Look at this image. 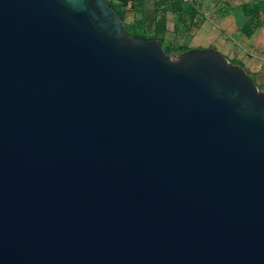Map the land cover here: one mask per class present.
Returning a JSON list of instances; mask_svg holds the SVG:
<instances>
[{
    "label": "water",
    "instance_id": "obj_1",
    "mask_svg": "<svg viewBox=\"0 0 264 264\" xmlns=\"http://www.w3.org/2000/svg\"><path fill=\"white\" fill-rule=\"evenodd\" d=\"M0 264H264V91L107 0H0Z\"/></svg>",
    "mask_w": 264,
    "mask_h": 264
},
{
    "label": "crops",
    "instance_id": "obj_2",
    "mask_svg": "<svg viewBox=\"0 0 264 264\" xmlns=\"http://www.w3.org/2000/svg\"><path fill=\"white\" fill-rule=\"evenodd\" d=\"M206 1L209 2L200 0L197 8L199 17L196 23L189 27L177 19L175 12L165 11L166 31L160 34L161 41L157 42H160L161 46L176 44L179 49L212 48L233 64L243 68L264 91L263 18L259 17L260 21L257 24L254 22L257 18L252 19L250 14L243 11L240 4L228 6L227 0H211L212 7L209 8ZM160 9L161 6L156 8ZM219 10L223 11V14H220ZM210 16H214V22L210 21ZM174 31L177 41L171 42L175 38L169 34L174 36Z\"/></svg>",
    "mask_w": 264,
    "mask_h": 264
},
{
    "label": "rangeland",
    "instance_id": "obj_3",
    "mask_svg": "<svg viewBox=\"0 0 264 264\" xmlns=\"http://www.w3.org/2000/svg\"><path fill=\"white\" fill-rule=\"evenodd\" d=\"M111 1L116 2V0H111ZM188 2H190V0ZM188 2H185V3H188ZM194 2L198 6L200 0H195ZM206 2H208V1H206ZM154 4H155V0H136L135 4H131V5L120 4L119 6L118 5H115V6H116V10H117L123 24L126 25L127 27H130V26H135L136 22H138V21L140 22V20L141 19L144 20V18H146L145 20H147V18L148 19H155V21H154V23H155L158 20V17L154 11ZM227 4H228V6H231V4H238V5L240 4L244 8V10L249 11L248 14L251 15L252 19L257 18V20H254V22H256L257 24L260 21V19H258L259 17L263 18L262 20H264V0H227ZM208 7L209 8L212 7L211 0H209V2H208ZM218 12L220 14H223V11L219 10ZM175 30L177 31L176 28H175ZM136 31L144 34L146 37H150V36L155 35L153 33V31H154V25L153 24L150 25V27L146 26V28H144V25L142 26V24H140L139 27H136ZM176 31H174V36L172 34H169L171 37L175 38L171 42L177 41L176 40ZM130 36H132V35H130ZM169 45L170 44L164 45L165 48H168V51L170 52L168 54L169 57L178 56L180 53H177V51H178L177 48H179V47H177L176 44H175V46H172V47H170Z\"/></svg>",
    "mask_w": 264,
    "mask_h": 264
},
{
    "label": "trees",
    "instance_id": "obj_4",
    "mask_svg": "<svg viewBox=\"0 0 264 264\" xmlns=\"http://www.w3.org/2000/svg\"><path fill=\"white\" fill-rule=\"evenodd\" d=\"M109 5L111 6V8L116 12V14L119 16L117 10H116V6L115 5H131V4H135L136 0H116V2H113L111 0H107ZM155 8V14H157L158 20L154 23L155 19H148L145 20L146 18L141 19L140 22H136L135 26L139 27L140 24H142V26L144 25V28L150 27V25H154V31L153 33L155 34L154 36H150V37H146L144 34L139 33L138 31H136V27L135 26H130L127 27L126 25H124L125 30L127 32L128 35H138V36H142L146 39L149 40H153V41H161V38L159 37L160 34H164L166 31V20H165V16H164V12L165 11H172L175 12L177 14V19L180 21H183L184 25H186L187 27L189 26H193L198 17H199V12H198V6L197 4L191 0L188 3L183 2L182 0H155V4H154ZM160 10H156L157 7H160ZM244 10V8H243ZM157 11V12H156ZM244 12L246 14L249 13L248 10H244ZM120 17V16H119ZM186 31V30H184ZM170 47H172V44L169 45ZM165 53L169 54L170 52L168 51V48H165V46H162ZM178 51L177 53H181L186 49L183 48H177Z\"/></svg>",
    "mask_w": 264,
    "mask_h": 264
},
{
    "label": "built area",
    "instance_id": "obj_5",
    "mask_svg": "<svg viewBox=\"0 0 264 264\" xmlns=\"http://www.w3.org/2000/svg\"><path fill=\"white\" fill-rule=\"evenodd\" d=\"M183 2H187V0H182ZM210 21L214 22V16L209 17Z\"/></svg>",
    "mask_w": 264,
    "mask_h": 264
}]
</instances>
